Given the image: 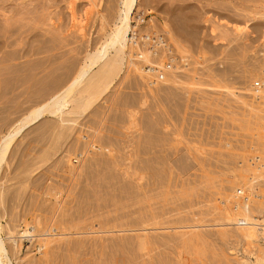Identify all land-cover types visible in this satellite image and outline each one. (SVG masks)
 I'll list each match as a JSON object with an SVG mask.
<instances>
[{
	"label": "rangeland",
	"instance_id": "obj_1",
	"mask_svg": "<svg viewBox=\"0 0 264 264\" xmlns=\"http://www.w3.org/2000/svg\"><path fill=\"white\" fill-rule=\"evenodd\" d=\"M6 1L0 139L76 76L120 9V0ZM155 4L146 21L170 37L180 72L153 88L131 63L113 78L97 75L83 92L90 107L45 115L8 152L0 236L14 264L256 261L252 241L233 242L214 225L234 217L220 204L236 188L264 187L251 167L255 155L264 164V107L251 94L264 81V0Z\"/></svg>",
	"mask_w": 264,
	"mask_h": 264
},
{
	"label": "bare ground",
	"instance_id": "obj_2",
	"mask_svg": "<svg viewBox=\"0 0 264 264\" xmlns=\"http://www.w3.org/2000/svg\"><path fill=\"white\" fill-rule=\"evenodd\" d=\"M3 3H5L7 5V1L5 2V0H0V5H2ZM119 4H120V9L118 11V17H117L116 22L114 24V28L106 36L105 41L101 44V46L99 48H97L96 51L89 52L87 54L85 61L82 64L81 68L78 70L76 76L74 78H72L71 81L63 89L59 90L57 93L52 95L49 99L45 100L42 104H40L39 106L32 109L28 114L25 115V117H23L22 119H19L1 137V139H0V172L2 169V165L5 161V158L8 154V152L10 151L14 141L16 139H18L25 132V130H27L32 125L38 123L40 120H42L44 118L45 115H50L52 117H60V118L64 119L65 116H69L71 114H77L78 111H73V108H72V110L70 109V107H72L74 104H76L77 108H81V109L84 107H87V108L90 107V104H86V101H85L86 99L83 95V92H85L88 88H90L92 85H94L96 83V79L98 77L97 78H95V77L97 75H99V77L108 76V77L113 78L114 76L124 74L126 69H127L128 63H131V64H129L128 68L130 67V65H133L136 67V65H134V63H132L130 61L131 55H130V47H129L130 44L129 43L131 40V33L133 31L132 24L134 21H136L137 23H139L138 25L141 26V24H142L141 21L143 19V16L148 15V14L149 15L153 14V10L151 9V7H154V5H156L155 0H120ZM11 6L9 5V7H11ZM3 7L7 8L5 5H3ZM7 10H5V11H7ZM0 11L2 13V10H0ZM138 16H140L139 20H138V18H139ZM150 19H152L151 20L152 22L150 24H146L144 26L142 25L140 27V29H141L140 32H145L146 37H148V38L151 35V33H150V32H152L151 30L154 28V27H152L153 25H151V24H153V23L156 24L157 22H159L156 18L152 17ZM1 20L3 21V19H1ZM5 25H6V29H7L9 27V26H7V25H9L8 22ZM149 25L151 28L149 27ZM0 26H1V23H0ZM146 27H149L150 29H148ZM247 27H249V26H247ZM37 35H38V33H37ZM42 35L43 34H41L40 36H42ZM134 35H135V33H134ZM166 35H167V33H166ZM2 37H4V36H2ZM5 37H7V34ZM167 37H168V35H167ZM168 38H170V37H168ZM39 39H40V37H39ZM40 41H43V40H40ZM33 42H35V41H33ZM8 44L10 46V42ZM11 44H13V43H11ZM37 44H38V41H37ZM41 44H43V43H41ZM33 46H36V45H33ZM173 47H174V45H173ZM40 50H41V47H40ZM176 52H177V49H176ZM21 53H22V51H21ZM17 54H18V52H17ZM24 55H26V51H25ZM179 58H180V56H179ZM163 60H165V59H163ZM181 68H182V66H181ZM179 72L177 70V73H179ZM173 75H175V74H173ZM111 84H113V79L108 83L107 87L104 89V93L107 91V89L110 87ZM155 87H156V85H155ZM252 97L254 98V100L256 99L255 95L253 96V94H252ZM87 102L89 103V101H87ZM255 102L257 103V101H255ZM257 152L256 151L253 152L254 153L253 155H255V153H257ZM259 153H257V154H259ZM260 155H262V154H260ZM260 155H257V156H260ZM252 158H254V157L252 156ZM251 161H252V164L250 163L252 165L251 167H252V169H255L253 172L254 173L259 172L258 174H253V173L252 174L256 175L258 177H259V174L263 175L264 174V166L261 165L257 169V167H255V164H254L256 162V160H251ZM260 162H263V160L261 159ZM260 179H263V178H260ZM247 182H250L249 179ZM252 183H254V182H252ZM250 187H252V186H250ZM258 188L257 189H256V187L247 188V185L246 186L241 185L238 188H236L232 193L230 192L232 194L231 196L228 193V195L230 196L229 199L228 200H222V202H221L222 205L220 204V207L223 210H228V206H230L232 209L231 215L232 216L234 215V217L228 218L229 215H227L228 213H226V215H227L226 217L228 219L225 217L224 218H218L216 220L217 223H215V225H214L215 228L216 227L217 228L219 227L221 229L225 228V230L230 229L233 232V235L235 236V237H232L233 235L232 236L230 235V234H232L230 231V234L228 236H230L229 238L232 237L231 241L234 240L233 238H237L236 240H238V242H241V243L243 241L249 240L250 242L252 241L253 244H255L257 246V247H255V252L253 253L256 261L246 260V262H249V264H264V243H262V241H264V229L258 227V224L260 222H264V201H263L264 200V194H263L264 191H262V189L264 187L262 188V186H261L260 187L261 190L260 189L258 190ZM240 190H241V193L243 196L239 198L237 191H240ZM259 191H262L263 193L261 194ZM226 197H227V195H226ZM220 199H222V198H220ZM241 199H242V201H241ZM257 201L258 202L260 201V204H262V205H260ZM261 217H263V218H261ZM259 218H261V219H259ZM172 228H174V227H172ZM243 231H245V232H243ZM15 241L16 240H14V242ZM141 241H143V240H141ZM145 242H146V240H145ZM142 243H144V242H142ZM153 243H155V242H153ZM150 244H151V242L149 243V245ZM145 246H147V243ZM151 258H153V257L151 256ZM152 263H150V264H152ZM240 263H242V262H240ZM0 264H14L13 260L10 257V253L7 249L6 242L4 241V239L1 236H0ZM238 264H239V262H238Z\"/></svg>",
	"mask_w": 264,
	"mask_h": 264
},
{
	"label": "built area",
	"instance_id": "obj_3",
	"mask_svg": "<svg viewBox=\"0 0 264 264\" xmlns=\"http://www.w3.org/2000/svg\"><path fill=\"white\" fill-rule=\"evenodd\" d=\"M146 16L147 15L143 16L141 21L142 24L151 23L152 19L146 21ZM138 17L139 20L140 16ZM129 44L131 55L130 61L145 74V78L149 86H155L165 81L171 74H176L175 72L178 70V65L182 62L180 58L175 56L166 34L161 31L152 32L148 38L146 37L145 32L133 29ZM163 58L165 60L167 59V62H165ZM185 65L188 66V64ZM185 65L181 66L183 67ZM251 89V94L256 97L255 100L264 106V81H254L251 85ZM261 159L262 158L260 156H254L252 159L256 160L254 164L257 169L261 165L264 166V164L260 162ZM237 194L239 198L243 196L241 190L237 191ZM258 227L264 229V222H260Z\"/></svg>",
	"mask_w": 264,
	"mask_h": 264
}]
</instances>
